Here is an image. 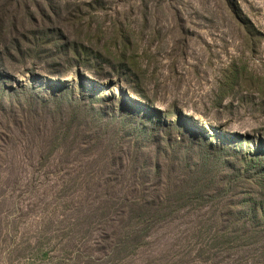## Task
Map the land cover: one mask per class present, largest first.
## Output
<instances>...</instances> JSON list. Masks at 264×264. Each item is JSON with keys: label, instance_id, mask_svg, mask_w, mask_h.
<instances>
[{"label": "rangeland", "instance_id": "1", "mask_svg": "<svg viewBox=\"0 0 264 264\" xmlns=\"http://www.w3.org/2000/svg\"><path fill=\"white\" fill-rule=\"evenodd\" d=\"M0 264H264V0H0Z\"/></svg>", "mask_w": 264, "mask_h": 264}]
</instances>
